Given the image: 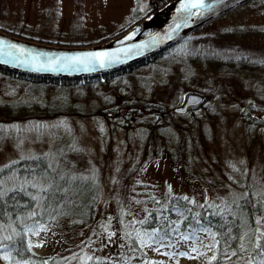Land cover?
Instances as JSON below:
<instances>
[{
    "label": "rangeland",
    "instance_id": "1",
    "mask_svg": "<svg viewBox=\"0 0 264 264\" xmlns=\"http://www.w3.org/2000/svg\"><path fill=\"white\" fill-rule=\"evenodd\" d=\"M150 3L0 0V30L32 41L79 46L124 30L149 12ZM203 34L208 37L199 38ZM210 34L225 37L211 41L209 51ZM190 39L197 41L191 43L192 50L197 51L201 41L206 47L194 62L190 57L164 56L151 68L106 80L62 85L0 74L1 102L37 98L60 113L0 118V187L18 189L20 200L31 202L28 219H39L48 168L81 164L70 155L81 152L91 173L86 176L103 194L101 206H116L117 182L130 183L134 213L127 222L143 251L134 264L214 260L217 233L210 227V207L222 210L235 195L264 194V126L258 124V114L264 112V0L228 12ZM189 90L204 96L195 111L164 117L159 123L148 117L147 105L175 107ZM247 108L251 112L246 119ZM138 201H145V208ZM199 209L209 219H200ZM151 214L157 216V226L145 225ZM37 224L47 230L29 231ZM162 225L174 231L172 238ZM22 228L27 250L37 258L17 257L13 244L4 243L0 264H50L47 258L66 248L53 223L32 220ZM146 233L156 235L149 239ZM255 262L264 264V255Z\"/></svg>",
    "mask_w": 264,
    "mask_h": 264
},
{
    "label": "trees",
    "instance_id": "2",
    "mask_svg": "<svg viewBox=\"0 0 264 264\" xmlns=\"http://www.w3.org/2000/svg\"><path fill=\"white\" fill-rule=\"evenodd\" d=\"M150 10L140 18L158 10L171 0H150ZM254 0H249L231 10L211 19L205 24L218 19L228 12L241 8ZM123 31V30H122ZM122 31L115 32L100 40L82 45L98 44L108 40ZM223 35L210 34V42L224 39ZM50 44V43H49ZM69 45L64 46H71ZM223 44V43H222ZM54 45V44H53ZM224 46L227 43L223 44ZM211 47V45H210ZM246 59L247 56H243ZM0 74L15 77L20 80L34 83H54L73 85L81 83L79 78L54 79L36 77L10 71L0 67ZM57 107L41 102L37 98H29L22 102H1L0 118H16L30 115L32 112L60 114ZM254 110V109H252ZM251 108L243 112L247 119ZM49 113V112H48ZM256 122L257 119L254 118ZM259 125L264 123L258 122ZM73 159L79 158L75 165L54 166L48 168V189L41 199V207L37 214L39 219H28L32 209L31 202H22V193L18 189L4 191L0 187V245L11 243L15 248V255L20 258H37L27 250L23 233V226L32 220L55 224L58 233L62 235L66 243L65 250L47 258L50 264H134L143 256V251L138 246L132 226L128 219L134 213L131 208L132 188L128 180L117 182L116 206L105 208L101 201L104 200L97 183L92 180L85 163L80 159L81 152L70 154ZM91 174V173H90ZM116 185V183H115ZM104 193V190H103ZM109 195V194H108ZM102 198V199H101ZM100 201V202H99ZM140 207L145 208V201H138ZM161 208V207H160ZM158 209L159 213L161 209ZM210 219L203 215L199 209V218L210 220V227L217 233V252L215 259L210 264H256L255 259L264 255V194L248 193L247 196H233L227 203V207H210ZM218 209V210H217ZM202 211V213H201ZM155 216L151 214L146 220V226H157ZM164 227L165 235L172 238L175 234L167 225ZM161 226V227H162ZM162 227V228H163ZM233 253H236L233 255Z\"/></svg>",
    "mask_w": 264,
    "mask_h": 264
},
{
    "label": "water",
    "instance_id": "3",
    "mask_svg": "<svg viewBox=\"0 0 264 264\" xmlns=\"http://www.w3.org/2000/svg\"><path fill=\"white\" fill-rule=\"evenodd\" d=\"M247 1L171 0L116 36L85 46L46 44L0 30V67L54 79L90 78L113 73L144 60ZM161 12L163 17H156ZM100 53L104 55L98 60L95 57ZM201 101L202 96L191 93L175 111L185 112ZM258 119L264 122V112L258 114Z\"/></svg>",
    "mask_w": 264,
    "mask_h": 264
},
{
    "label": "flooded vegetation",
    "instance_id": "4",
    "mask_svg": "<svg viewBox=\"0 0 264 264\" xmlns=\"http://www.w3.org/2000/svg\"><path fill=\"white\" fill-rule=\"evenodd\" d=\"M148 15H146V16H148ZM144 18H139V19L135 20L134 22H132L129 25H127L124 30L130 28L131 26H133L138 21H140V20H142ZM211 22H213V20ZM209 24H210V22H209ZM206 25H208V24L201 25L200 27H198L195 30L189 32L185 36L181 37L179 40L175 41L174 43H172V44H170V45H168L166 47H164L163 49L159 50L155 54L145 58L144 60H142L140 62H137V63H135V64H133L131 66H128V67H126L124 69H121L119 71L95 77V79L99 78L101 80H106L107 78H111L114 75H117V74H120V73H125L127 71H131V70H134L136 68L143 67V66H146V67L150 66L149 68H151L153 63H155L156 61H158L159 59H161L164 56L165 57H172V56H175V55H177V56H185V57H190L191 61L194 62V61H196V59H198L197 57H200L201 55L203 56V49L204 48L207 47L206 49L210 51V41L207 42L206 47L204 45V42L201 41L200 44L197 45V51L196 50H192L191 43L194 41V44H195V43H197V41H195V39H190V35L192 33H195L197 31H199L200 29H202V27H204ZM206 37H208V34H203V35L199 36V38H201V39H204ZM196 54H197V56H196ZM209 61H210V59H209ZM91 79H94V78H88L86 80L81 81V83L82 82L86 83V81L91 80ZM191 93H195V94H198V95L202 96L201 103L196 105V106L188 107L185 112H180V113L176 112L175 109L177 107H179V106H182L185 103V101H186L187 95H189ZM203 101H204V96L202 94L197 93V92H195L193 90H189V91H187V92H185V93H183L181 95V97L179 99V103L175 107H173V106H170V107L164 106V108H159V105H155V107H151L150 105H147V107H148L147 111L150 114V116H148V117L150 118L152 116L151 118H153V121L157 120L158 123H159L160 119L164 118V117H168V116H171V117L185 116V115L195 111L199 106H202ZM135 114H136V111H133V115H135ZM153 121L151 119H149V123H154Z\"/></svg>",
    "mask_w": 264,
    "mask_h": 264
},
{
    "label": "snow or ice",
    "instance_id": "5",
    "mask_svg": "<svg viewBox=\"0 0 264 264\" xmlns=\"http://www.w3.org/2000/svg\"><path fill=\"white\" fill-rule=\"evenodd\" d=\"M103 53H100V54H97L96 55V59H98V60H100V59H102L103 58ZM101 66H103V65H101ZM40 127H42V126H37V128H40ZM44 191H47V189H44ZM186 199V198H185ZM259 223L260 224H264V220H261V221H259ZM41 230H44V231H46L47 229H44L43 228V226L42 225H39V224H37L36 226H35V228H32V229H29V231H31V232H33L34 234H39V232L41 231ZM205 231H208L210 234H212L211 232H210V229H204ZM146 235H148L149 236V239H151V237L152 236H155L156 234L155 233H151V234H147L146 233ZM213 235V238H214V234H212ZM261 236L262 237H264V233H261ZM191 237L190 236H185V237H183V239H185V240H187V239H190ZM142 243H144V241H142ZM31 246V245H30ZM196 249L194 248L193 249V251H195ZM236 253H233V255H235ZM216 257H213V259H215ZM5 259H7V257H5Z\"/></svg>",
    "mask_w": 264,
    "mask_h": 264
},
{
    "label": "bare ground",
    "instance_id": "6",
    "mask_svg": "<svg viewBox=\"0 0 264 264\" xmlns=\"http://www.w3.org/2000/svg\"><path fill=\"white\" fill-rule=\"evenodd\" d=\"M156 11V10H155ZM155 11H153V12H155ZM153 12H151V13H149V15L150 14H152ZM156 17H158V18H162L163 17V14H162V12L161 13H159ZM205 24V23H204ZM203 24V25H204ZM125 31V30H124ZM123 32V31H122ZM46 44H49V43H46ZM81 81H83V80H86L87 78H79ZM261 121V120H260ZM261 122H263V121H261Z\"/></svg>",
    "mask_w": 264,
    "mask_h": 264
}]
</instances>
